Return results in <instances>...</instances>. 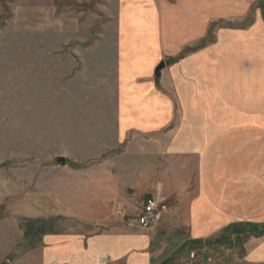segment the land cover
Segmentation results:
<instances>
[{
  "label": "rangeland",
  "instance_id": "obj_1",
  "mask_svg": "<svg viewBox=\"0 0 264 264\" xmlns=\"http://www.w3.org/2000/svg\"><path fill=\"white\" fill-rule=\"evenodd\" d=\"M128 14L137 33L133 40L143 39L147 22V40L159 52L154 12L140 7ZM257 15L264 20V0H222V20L213 24L207 40L162 60L173 67L189 52L212 44L217 24L246 31ZM119 16L120 0H0V264H93L84 255L95 236L132 228L147 232L158 225L172 235L190 231L184 212L191 195L185 189L195 188L198 158L171 155L175 140L168 126L140 132L123 123L132 117L119 99L120 80L125 86L129 78L116 59ZM127 91L134 98L136 89ZM157 104L164 106L155 99L144 105L151 117L158 118ZM159 116L162 121V112ZM60 157L66 166L56 163ZM173 165L184 171L172 170ZM175 172L182 175L181 186L175 185ZM251 175H257L262 201L264 171H244L239 179ZM150 197L160 207L155 224L143 229L138 218ZM261 220L232 222L193 251L185 247L174 254L171 264L239 262L249 256L251 240L264 238ZM76 237L85 239L83 252L60 258L65 254L60 245L74 250ZM97 260L112 263L106 254Z\"/></svg>",
  "mask_w": 264,
  "mask_h": 264
},
{
  "label": "crops",
  "instance_id": "obj_2",
  "mask_svg": "<svg viewBox=\"0 0 264 264\" xmlns=\"http://www.w3.org/2000/svg\"><path fill=\"white\" fill-rule=\"evenodd\" d=\"M140 7L155 14L152 33L158 51L161 50L160 57L147 40L151 34L146 28L149 23L144 26L143 39L137 36L133 40L137 33L128 13ZM220 20L222 0H120L116 59L129 78L126 77L125 86L120 80L119 99L132 117L123 123L127 130L140 132L168 126L169 136L175 140L170 145L171 155L198 158V176L193 191L185 189L191 195L184 212L190 220L188 233L175 231L172 235L158 225L147 232L132 228L122 235L95 236L84 249L88 252L85 258L93 260V264H98L100 254H106L112 260L110 264H161L185 247L193 251V243L204 244L205 238L210 239L232 222L240 223L239 226L243 222L259 224V219H263L264 223V199L258 197L257 175H251L254 183L245 177L246 185L249 183L246 187L244 180L239 179L244 171H264L263 18L257 15L246 31L222 30L217 24L212 31V44L189 52L170 68L162 60L163 55L176 56L184 48L207 40L213 24ZM173 46L178 48L172 50ZM162 62L165 68L156 78L155 71ZM135 89L136 95L129 99L127 90ZM154 99L164 104L163 108L157 104L156 111L158 118L161 112L164 115L162 121L151 117L144 108ZM145 111L148 118L143 115ZM172 170L184 171L175 165ZM176 172L175 185L181 186L182 175ZM176 209H171L169 216ZM159 228L163 230L156 231ZM176 235L181 239L171 240ZM58 238L61 241L62 236L52 242ZM76 239L72 244L76 249L65 250L60 245V253L83 252L80 245L83 247L85 239ZM227 239H222V246ZM67 256L69 253L60 254V258ZM229 264H264V238L251 240L249 256Z\"/></svg>",
  "mask_w": 264,
  "mask_h": 264
},
{
  "label": "built area",
  "instance_id": "obj_3",
  "mask_svg": "<svg viewBox=\"0 0 264 264\" xmlns=\"http://www.w3.org/2000/svg\"><path fill=\"white\" fill-rule=\"evenodd\" d=\"M159 207L160 203L154 197L147 198L138 218L143 229H150L155 224ZM195 254V252H191L192 259L195 258Z\"/></svg>",
  "mask_w": 264,
  "mask_h": 264
},
{
  "label": "water",
  "instance_id": "obj_4",
  "mask_svg": "<svg viewBox=\"0 0 264 264\" xmlns=\"http://www.w3.org/2000/svg\"><path fill=\"white\" fill-rule=\"evenodd\" d=\"M164 68H165V63L162 62V63L157 67V69H156V71H155V74H156V77H157V78H159V76H160V72H161ZM56 163H57V164H60V165H63V166H66V165H67L66 159H65V158H62V157L58 158V159L56 160Z\"/></svg>",
  "mask_w": 264,
  "mask_h": 264
},
{
  "label": "trees",
  "instance_id": "obj_5",
  "mask_svg": "<svg viewBox=\"0 0 264 264\" xmlns=\"http://www.w3.org/2000/svg\"><path fill=\"white\" fill-rule=\"evenodd\" d=\"M262 231H264V230H262ZM197 245H200V244L193 243L191 246H192V248H196ZM174 259L175 258L172 257V258L168 259L164 264H171L174 261Z\"/></svg>",
  "mask_w": 264,
  "mask_h": 264
}]
</instances>
